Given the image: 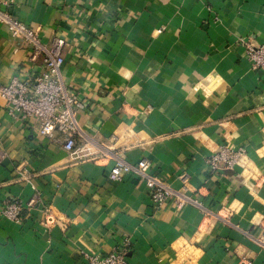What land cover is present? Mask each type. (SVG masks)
I'll return each mask as SVG.
<instances>
[{"label": "crops", "instance_id": "1", "mask_svg": "<svg viewBox=\"0 0 264 264\" xmlns=\"http://www.w3.org/2000/svg\"><path fill=\"white\" fill-rule=\"evenodd\" d=\"M3 1L44 47L64 39L61 78L85 107L67 151L0 100V211L22 203L18 220L0 214V264H85L125 242L129 264H264V72L245 56L264 42V0ZM31 55L0 23V84L41 71ZM222 143L246 160L206 172ZM143 158L171 188L185 175L200 205L159 206L135 174L108 177Z\"/></svg>", "mask_w": 264, "mask_h": 264}, {"label": "built area", "instance_id": "2", "mask_svg": "<svg viewBox=\"0 0 264 264\" xmlns=\"http://www.w3.org/2000/svg\"><path fill=\"white\" fill-rule=\"evenodd\" d=\"M4 3L0 0V6ZM0 23H4L12 36L25 40L32 48L31 60L43 56V68L33 77L19 79L13 77L7 84H0V100L8 111L19 112L24 120H31L37 127L40 136L49 140L61 141L63 148L71 151L82 134L78 120L79 113L84 109V101L71 90L62 80L60 69L64 62L62 49L65 41L61 37H54L50 47H44L39 39V27H31L13 18L7 11L0 9ZM245 56L255 69L264 72V42L254 44L245 43ZM247 153L242 146H228L219 144L216 152L205 159V170L208 173L220 172L223 169H234L245 161ZM150 163L147 159H140L135 164L117 159L111 167L108 177L119 181L124 174H135L141 179L151 201L162 205L173 202L177 208L186 204L200 205L197 200L186 192L187 177L181 175L183 186L181 189L171 188L159 176L149 172ZM35 199L31 198L26 206L32 207ZM22 203L15 199L7 202L0 211L3 216L19 219ZM45 224L54 223V218L48 209L45 210ZM264 247V242L261 241ZM127 242L122 247L111 250L107 254L84 253L85 264H129L127 260ZM237 264H252L249 257L240 255Z\"/></svg>", "mask_w": 264, "mask_h": 264}]
</instances>
